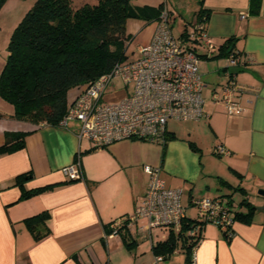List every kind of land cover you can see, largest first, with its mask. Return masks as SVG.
<instances>
[{"label":"crops","instance_id":"1","mask_svg":"<svg viewBox=\"0 0 264 264\" xmlns=\"http://www.w3.org/2000/svg\"><path fill=\"white\" fill-rule=\"evenodd\" d=\"M130 3L135 7L165 3L170 16L182 18L183 28L200 6L199 0ZM201 6L209 12L206 29L213 45L210 50L196 46L199 72L206 87L210 85L203 105L207 116L186 120L190 122L188 132L178 133L168 127L170 120H178L169 119L167 129L173 137L164 149L138 139L96 148L89 141H79L76 122L65 129L20 121L13 117V106L0 97V145L6 132H27L24 148L0 154V264H103L101 245L109 249L113 244L128 252L131 264L149 263L152 251L146 253L138 246L145 237L128 251L121 236L106 232L109 222L132 213L145 194L147 166H159L165 186L182 193L186 190L188 201L192 197H219L231 213L247 210L243 200L254 206L248 223L233 221L230 238L206 223L197 245L196 264H264V208H257L264 204V197L257 194L258 189H264V0L258 13L251 12L250 0H202ZM183 10L191 14L189 20ZM156 26V20L127 19V33L135 49L151 40ZM231 37L230 45L251 59L235 70L240 87L236 96L243 106L236 115L227 114L222 104L211 99V91L225 82L226 54L220 47ZM2 64L0 58V71ZM75 94L76 88L69 90L68 101ZM202 132L210 137L206 146ZM218 145L230 154L217 159L214 149ZM78 151L82 178L68 179L62 167L72 164ZM23 173L29 176L23 179L22 187L38 189L26 198H21L23 188L15 184V177ZM39 213H46L38 225L47 233L35 238L24 219ZM122 258L123 264H130L124 255ZM163 264L188 262L183 251L177 250Z\"/></svg>","mask_w":264,"mask_h":264},{"label":"built area","instance_id":"2","mask_svg":"<svg viewBox=\"0 0 264 264\" xmlns=\"http://www.w3.org/2000/svg\"><path fill=\"white\" fill-rule=\"evenodd\" d=\"M157 26L151 40L137 45L138 56L117 62L110 72L104 73L89 84L76 88V94L68 102L66 113L59 120V126L69 129L72 122L78 125L76 135L79 141L86 140L100 148L115 141L138 139L162 146L167 140V122L175 120H200L204 112L203 90L206 83L199 72L200 55L196 46L207 50L213 48L207 33V20L196 17L186 25L185 37H174L170 25V10L163 3ZM244 18V15H241ZM132 39L127 43L130 45ZM232 48L225 57L224 84L211 91L214 103L223 105L229 115L240 114L243 106L237 100L240 87L236 80V68L250 62ZM114 76L123 80L125 94L114 103H106L104 96ZM45 124V123H42ZM217 156L229 155L223 145L214 149ZM79 151L72 164L62 167L68 179L82 178ZM149 184L145 194L127 216L130 225H136L138 240L151 238L152 227L179 229L186 218V207L181 202L182 190L166 187L160 178V167H146ZM196 209V219L212 223L221 231L233 223L232 213L219 197L200 196L189 199ZM140 219L145 224L138 226ZM192 222V225H195ZM204 224V225H205ZM122 219H116L111 228L117 233ZM232 232L230 233V236ZM153 239H150V243ZM195 244L191 248L188 264H196ZM162 255L153 254L147 264H163Z\"/></svg>","mask_w":264,"mask_h":264},{"label":"trees","instance_id":"3","mask_svg":"<svg viewBox=\"0 0 264 264\" xmlns=\"http://www.w3.org/2000/svg\"><path fill=\"white\" fill-rule=\"evenodd\" d=\"M6 0H0V9ZM131 0H98L73 7L71 0H33L10 34L7 56L0 72V97L11 104L13 117L31 124L57 125L68 107V91L89 84L104 73H108L117 62L127 59L125 51L131 35L127 33L128 18H140L151 22L160 16L163 3L158 6L135 7ZM197 19L208 21L209 12L199 0ZM261 0H250V9L258 13ZM186 26L179 37H185ZM229 38L220 47L227 55L234 48ZM25 131L5 133L0 145V154L12 153L25 146ZM173 133L167 130V140ZM167 140L162 144L165 148ZM105 147V146H104ZM97 148V147H96ZM25 176L15 177V184L22 187ZM38 189H22L21 198L29 197ZM246 211H233L232 220L248 223L254 206L243 200ZM123 214L108 223L106 232L111 234V224L122 219V226L114 235L121 236L124 247L131 251L140 233L133 230ZM46 213L24 219L35 238L46 234L39 228L38 221ZM195 222V225H192ZM205 221L183 218L179 229H169L164 239L150 243L153 254L162 255L166 261L172 253L182 250L190 261L191 248L202 237ZM133 231H132V230ZM233 232L232 224L222 231L226 238Z\"/></svg>","mask_w":264,"mask_h":264},{"label":"rangeland","instance_id":"4","mask_svg":"<svg viewBox=\"0 0 264 264\" xmlns=\"http://www.w3.org/2000/svg\"><path fill=\"white\" fill-rule=\"evenodd\" d=\"M97 1L98 0H71V5L73 7H76V6H79L80 4H83V3L94 4V3H97ZM32 3H33V0H6L0 9V58H1V62L3 63L1 65V70H2V67L4 66V63L6 60L7 44H8L10 34L13 31V29L15 28V26L18 24V22L21 20L23 15L26 13V11L29 9V7L32 5ZM186 8H189V3L187 5V7H185V10H186ZM182 14L185 15V18L187 20H189V18H191V14L188 13V11L185 12L183 10ZM169 22L171 25V30H172L173 36L176 38L179 37L180 33L183 30V26H184L182 18H180V16H178L177 14H175L174 16L171 15ZM125 55H126L127 59H133V58H136L138 56V52L135 49V45H133V42L130 45H128V47L126 48ZM223 62L224 61H222V63ZM200 67H201V71H203L204 70L203 64L200 65ZM209 67H210V65H208V68ZM209 87H210V85H208L204 89L203 97L207 96V93L209 91ZM125 88H127V87L124 84L123 80H121L117 76H114L111 80L109 87H108V91H107L106 95L104 96V101L106 103L117 102L125 94V90H126ZM189 124H190V122H186L184 120H178V121L170 120L168 123V127L171 130H173L175 133H178L180 130H182L184 132H188L187 125L189 126ZM200 136H201L203 144H205V146H206L209 142V139H210L209 135L205 134V132H202ZM157 145H159V144H157ZM159 146H161V145H159ZM215 157L217 159H220L218 156H215ZM186 194H187V192L185 190L182 193L181 202H182L183 206L186 207V215L190 218H195L197 216L196 215V209L194 208V206H190ZM138 222L141 225L144 224V220H139ZM166 234H167L166 229H164L162 227H158V226L152 227V233H151L152 237L151 238L153 240L162 239L164 236H166ZM151 238L145 237V239L138 244L140 249L144 250L146 253H149L151 250V248H150V239ZM112 243H114V242H112ZM112 243H110V244H112ZM105 248L106 247H103L101 245V251L103 253V259H102L103 264H107V261H109L110 264H115V263L116 264H123V258H122L123 255H124V257L129 259V263L131 264L132 258L130 257V255L128 254L127 251L123 250L122 248H118L117 246H115V244H113L112 247L110 246L109 249H105ZM113 250H115V251H113ZM121 255H122V257H121ZM130 260H131V262H130Z\"/></svg>","mask_w":264,"mask_h":264},{"label":"water","instance_id":"5","mask_svg":"<svg viewBox=\"0 0 264 264\" xmlns=\"http://www.w3.org/2000/svg\"><path fill=\"white\" fill-rule=\"evenodd\" d=\"M257 194L264 197V189H262V188L258 189ZM257 208L258 209H263L264 208V204L261 205V206H258Z\"/></svg>","mask_w":264,"mask_h":264}]
</instances>
